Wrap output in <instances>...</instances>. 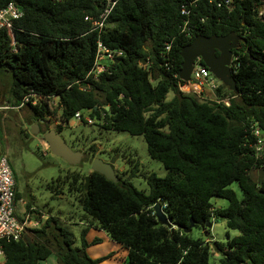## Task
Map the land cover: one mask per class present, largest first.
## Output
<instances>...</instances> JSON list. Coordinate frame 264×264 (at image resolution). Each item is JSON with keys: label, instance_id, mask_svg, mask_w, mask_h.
Segmentation results:
<instances>
[{"label": "trees", "instance_id": "16d2710c", "mask_svg": "<svg viewBox=\"0 0 264 264\" xmlns=\"http://www.w3.org/2000/svg\"><path fill=\"white\" fill-rule=\"evenodd\" d=\"M190 1L120 0L98 38L84 21L98 11L92 0H0V8L13 3L22 12L12 30L0 32V69L13 80L12 106L28 92L40 97L36 107L25 106L35 122L55 117L47 102L58 97L56 132L68 127L75 113L90 111L104 130L141 136L149 157L168 171L163 178L144 176L148 193L128 180L113 183L97 173L88 174L87 190L80 172H71L62 183L76 195L80 222L105 232L126 251L124 264H209L212 252L219 256L217 264H264V180L257 183L250 174L264 172V150L260 158L253 156L256 139L250 133L255 126L264 137L261 0L235 2L230 13L208 0H197L195 6ZM182 5L188 16L181 15ZM230 33L241 39L232 50L237 97L230 106L180 93L181 49L199 35ZM98 40L123 55L105 62L106 71L94 79L87 74ZM169 92L173 97L167 101ZM0 143L2 149L1 136ZM233 182L241 199L228 188ZM213 197L225 199L227 206L214 209ZM157 202L170 225L156 220ZM211 219L224 220L238 234L209 245L178 228L192 221L193 228L210 238L205 225ZM86 232L80 233L82 247H75L73 235L49 218L40 227L28 228L18 241L0 240L1 264H38L53 253L60 264H98L85 253Z\"/></svg>", "mask_w": 264, "mask_h": 264}, {"label": "rangeland", "instance_id": "374dc122", "mask_svg": "<svg viewBox=\"0 0 264 264\" xmlns=\"http://www.w3.org/2000/svg\"><path fill=\"white\" fill-rule=\"evenodd\" d=\"M12 87L11 76L4 69H0V106L6 108L0 110V136L3 152L15 181L16 217L21 218L28 213L32 221H39L42 225L47 219L54 218L60 228L73 235L74 246L78 248L82 247L80 233L87 229L83 240L85 253L90 259L98 261V264H124L126 251L105 232L94 227L88 228L84 222H80L82 210L76 195L69 192L68 185L63 186L62 183L71 172H80L86 177L93 159L106 163L114 161L111 165L114 175L120 180H128L137 190L144 193H148L145 175L154 174L163 178L168 171L160 162L149 157L141 136H132L124 131L104 130L101 121L95 119L93 124L88 125L73 118L68 127H63L57 132L73 151L82 154L79 165H68L49 152L42 138L46 127L49 130L57 129L60 113L56 104L58 99H50L47 102L55 117L47 116L44 122L37 123L31 119V114L25 107L15 109V106H12L15 103L10 94ZM172 97L173 93L169 92L166 100L169 101ZM34 124L38 126V133L31 135L30 128ZM250 174L257 183L264 180V172L260 170H253ZM57 186L63 188H57L61 192L56 194L53 190ZM228 188L235 192L238 199L242 198V192L236 182L231 183ZM210 202L214 209L225 208L228 204L225 199L218 197L211 198ZM211 222L212 227L208 229L210 238H206L205 234L196 228L191 230V237L205 239L211 245L212 241L225 243L227 236L232 238L238 234L228 230L224 220L211 219ZM53 225L50 222L51 228ZM218 258V254L212 252L209 264H217ZM3 261L4 258L0 257V264ZM38 264L60 263L53 253L47 260Z\"/></svg>", "mask_w": 264, "mask_h": 264}, {"label": "built area", "instance_id": "2783aa9c", "mask_svg": "<svg viewBox=\"0 0 264 264\" xmlns=\"http://www.w3.org/2000/svg\"><path fill=\"white\" fill-rule=\"evenodd\" d=\"M56 3L67 2L69 0H53ZM98 6V11L95 15H86L84 21L89 24V31L96 32L97 37L100 38L101 31L105 26V21L111 14L115 6L120 0H92ZM149 1V0H147ZM214 2L217 8H222L232 11L234 3L243 0H208ZM197 0H191L188 5L195 6ZM189 10L186 5L181 6V15L188 16ZM258 16L264 18V0H261V5L258 7ZM22 17L21 9L13 3H8L3 8H0V32L2 30H12L15 21ZM188 22L185 21L186 25ZM166 51H169V46H166ZM123 55L122 50H109L103 46L98 40L96 43V52L93 60V66L88 72L87 77L91 76L96 78L100 73L106 71L105 62H113L116 57ZM237 57L231 58L230 71L236 69L234 61ZM181 81V80H180ZM221 83L201 64L200 60H196L190 78L187 82L178 83V90L183 95H189L196 98L199 102L208 104H215L219 107L228 108L231 100L235 99L237 95L231 94L232 92L221 91ZM55 99V98H52ZM40 97L32 92H28L21 98L20 104L15 107L22 108L25 106L36 107ZM6 109L0 106V110ZM106 109H108L106 107ZM90 111L86 113L77 112L74 114V119L82 121L88 125L93 124V119L89 116ZM104 113L101 112V117ZM250 133L254 136L255 143L252 145L253 156L258 159L263 155L264 150V137L259 128L253 126L250 128ZM15 181L13 179L12 171L8 165L5 153L1 149L0 143V240L5 242H15L22 238L27 233V229L34 227L31 223L28 213L24 214L21 218L16 217L14 213L15 201ZM30 224V225H29ZM3 252L0 250V257H3Z\"/></svg>", "mask_w": 264, "mask_h": 264}, {"label": "water", "instance_id": "95a60500", "mask_svg": "<svg viewBox=\"0 0 264 264\" xmlns=\"http://www.w3.org/2000/svg\"><path fill=\"white\" fill-rule=\"evenodd\" d=\"M241 39L232 33L225 36H196L190 44L183 47L180 52L182 63L178 72V77L181 81L187 82L193 65L196 60H200L207 70L229 91L237 94V87L235 80L231 74L229 65L232 58V50L238 48ZM58 99V97H56ZM41 123V121H40ZM38 133V126L34 124L30 128V134ZM44 142L47 144L48 150L54 156L64 160L70 166H77L82 160V154L78 151H73L64 139L55 131L48 130L42 136ZM103 162L99 159L91 161L90 173H97L102 175L106 180L113 183H118L119 179L114 175L112 164ZM85 189H88L89 175L84 178ZM156 220L162 225H170L171 220L167 218L163 212L160 202H157L153 207ZM194 226L191 221L189 227L182 228L184 233H190ZM206 229H211L212 222L208 221L205 225Z\"/></svg>", "mask_w": 264, "mask_h": 264}, {"label": "crops", "instance_id": "0c3cea01", "mask_svg": "<svg viewBox=\"0 0 264 264\" xmlns=\"http://www.w3.org/2000/svg\"><path fill=\"white\" fill-rule=\"evenodd\" d=\"M30 210V209H29ZM44 218H46V216L44 217ZM31 219V218H30ZM45 220V219H44ZM31 223H34V227L36 228V227H40V225H42V224H39V221H32L31 220ZM39 224V225H38ZM86 224V223H85ZM30 225V224H29ZM86 226L88 227L89 225L88 224H86Z\"/></svg>", "mask_w": 264, "mask_h": 264}, {"label": "flooded vegetation", "instance_id": "af4514ba", "mask_svg": "<svg viewBox=\"0 0 264 264\" xmlns=\"http://www.w3.org/2000/svg\"><path fill=\"white\" fill-rule=\"evenodd\" d=\"M240 43V42H239ZM92 161V160H91ZM90 173V172H89Z\"/></svg>", "mask_w": 264, "mask_h": 264}]
</instances>
